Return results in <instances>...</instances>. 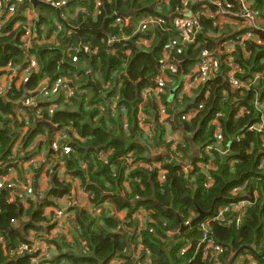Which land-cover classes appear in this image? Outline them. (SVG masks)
<instances>
[{"label": "trees", "instance_id": "obj_1", "mask_svg": "<svg viewBox=\"0 0 264 264\" xmlns=\"http://www.w3.org/2000/svg\"><path fill=\"white\" fill-rule=\"evenodd\" d=\"M215 1L222 2L230 12H241L237 0ZM253 1V10L264 20V0ZM92 2L82 3V12L73 19L65 12L63 18L55 9L40 6L44 16L34 31L38 30L39 39L48 27V34L46 29L43 36L45 43L27 47L23 13L6 23L0 34V78H9L11 69L26 67L31 57L37 63L20 87L12 82L9 92L0 93V174L8 166L13 168L14 162L32 160L44 144L49 146L53 140V147L60 143L71 148L68 154L61 149L55 153L59 167L49 175V199L38 197L42 205L31 201L26 207L25 201L17 197L10 202V192L0 190V235L5 237L7 247L31 244V231L36 232L37 240L42 239L45 209L51 208L50 221H54L57 202L69 197L71 184L76 182L88 193L91 210L69 208L73 229L51 241L58 249L52 264H111L113 259L124 264H214L202 257V247L198 250L199 245L203 246L199 224L185 235L180 234L181 227L201 212L214 209L209 218H215L228 205L239 203H245L239 227L231 221L211 223L210 233L226 250L221 263L231 264L234 253L246 247L248 250L239 256L253 253L258 264H264V128L261 133L248 132L251 125L261 122L255 101H264V81L253 89L234 90L223 75L228 73L223 64L221 73L199 87L193 99L180 96L176 87L184 75L194 71L202 53L218 51L231 28L221 30L219 17L205 15L219 10L211 4L203 8L195 0H103L97 14L95 0ZM185 7L200 15V29L191 34V42H186L174 25ZM118 16L123 19L120 24L116 22ZM148 18H154L155 24L150 23V28L139 33L141 21ZM262 28L252 33L262 44L248 40L243 47H235L233 56L244 71L241 80L253 81L255 74L264 75V23ZM240 33L248 31L236 34ZM113 39L116 41L110 45ZM148 42L149 48L145 47ZM168 42L174 45L167 51L174 65L165 70L162 61ZM58 81L62 86L54 99L41 101L37 108L18 106L29 93L38 92L43 82L52 89ZM203 92L208 93L207 98L200 96ZM115 103L116 108H112ZM54 104L57 108L50 113ZM201 104L204 109L198 110L193 119L182 120L186 106L191 110ZM240 107L247 109L243 116L237 115ZM162 109L172 131L182 133V144L176 151L180 162L175 152L168 151L167 157L151 156L152 148H160L157 137L167 146ZM219 113L221 117H217ZM141 118H145L143 127ZM218 128L223 140L216 145ZM146 130L151 139H145ZM62 134L64 139L60 140ZM40 138L45 141L36 143ZM209 145H214L211 152L206 151ZM101 150L107 152L108 164L98 158ZM200 155L204 165L214 166L211 170L199 166ZM129 156L131 166L126 162ZM183 165L191 166L192 171L186 173ZM59 168L64 169L63 176ZM161 172L165 173V181L161 180ZM208 176L212 177L210 187H206ZM119 212L128 214L125 221L117 217ZM226 217L230 220L232 214ZM12 220L17 223L14 225ZM122 228L125 231H119ZM148 228H154V233ZM139 245L143 251L136 258ZM186 247L188 251L181 254ZM35 257L11 258L0 248V264H32Z\"/></svg>", "mask_w": 264, "mask_h": 264}, {"label": "built area", "instance_id": "obj_2", "mask_svg": "<svg viewBox=\"0 0 264 264\" xmlns=\"http://www.w3.org/2000/svg\"><path fill=\"white\" fill-rule=\"evenodd\" d=\"M28 1L30 0H7V3H6L7 8L5 10L6 16L2 17L3 14L0 13V34L2 33L4 25L9 22V19H11L17 14L18 5L24 6ZM41 1L43 3H48L51 6H54L55 9H61L67 3V0H41ZM169 1L170 0H161V3H168ZM195 1H197V3H201L203 8H207L208 4L215 6L219 10L217 14L211 15L207 13L205 15H207L211 19H214L213 17H215V19L219 17L217 21H218V25L221 27V30H223L225 26H229L231 28V32L225 35L224 41H223L224 43H222L218 51L213 52V53H208V52L202 53L199 61L196 64V68L194 69V71H192L188 75H184L181 78L178 85L176 86V87H179L180 89V93H181L180 96L192 95L194 91H196L199 87L206 86L207 83H209L212 79H214L217 75L221 73V67L223 64H225L228 67V73L223 72V75H225L230 87L234 90L253 89V87H255L258 82L264 81V75L261 73L255 74L253 81L251 79H249V81L241 80L239 76L242 75L244 71L242 67L240 66V64H238L235 61V58L233 56L236 45H241L243 47L245 41L251 40L257 44H262V43H259L258 41V35L254 36L252 34L253 32L263 30L262 27L264 23V20L260 17V15L256 11L253 10L254 1L253 0H237L241 7V12L239 13H233V12L226 10L224 8V4L220 1H215V0H195ZM102 7H103V0H95L96 14L100 13L99 11L101 10ZM185 8L186 9H184L183 13L181 12L182 16L174 19V25L177 28V30L183 34L184 40L186 42H191L192 41V39L190 38L191 34H195V29L197 30L200 29V26H199L200 15L191 14L192 12H189L187 7ZM1 9H2V4L0 0V10ZM23 17L24 19H26L25 23L22 25V28L25 31L23 39L27 43V46L30 47V43L34 36L33 31H34L35 25L38 20V15H36L34 12H31L30 9H24ZM116 22L120 24L123 22V19L120 16H118L116 18ZM150 23L155 24V19L148 18V19L141 21L140 26H139V33L140 32L144 33V31L150 28L149 27ZM246 29L248 31L247 34L245 35L241 33L236 34L241 31H245ZM59 30H61V27H59ZM46 41H47L46 39L42 38L41 40L37 39L36 43L41 44V43H45ZM115 41H116L115 39L111 40L110 45H112ZM172 46L174 45L171 42H168L165 45L166 54H165L164 60L162 61L163 69L165 70L172 69V65H174L172 61V57H169V54L167 53V51L171 49ZM83 50L86 53H88L89 51L87 48H84ZM222 55H226L227 57L225 56V58L221 60L220 57ZM28 62H29V65L23 68L25 69L23 76L31 73V71L35 67V59L33 57L30 58ZM179 63L180 62H178V65ZM11 70H12V74L10 75L9 79L15 80L16 78L19 77V70H13V69ZM3 78L4 77L0 78V93H2V91L5 88V85H3L2 83ZM162 81H165V80H162ZM167 82H171V80L169 79L167 80ZM159 90L160 89L156 90L154 93V96L156 98H158V94L160 93ZM149 93H152V90H150ZM200 96L207 98L208 93L206 92V94H204L203 92L201 93ZM115 101H117V99ZM18 105L20 107H36L37 108L38 101L34 94L29 93V96L26 99H23ZM255 107L261 112V122L259 123L257 122L251 125L248 128V132L261 133L264 128V101H260L257 99L255 101ZM56 108H57V105L54 104L50 108V113H53ZM112 108H116V103L113 105ZM203 109H204L203 104L199 105L198 109H191V110L188 109V112L190 113V115L188 112L185 113L182 116V120L188 121V120L193 119V116H195L199 111ZM121 112L124 114L126 113V110L124 108H121ZM245 113H247V109L245 107H240V110L237 115L243 116L245 115ZM25 116H26V113H25ZM221 116H222L221 113L217 114V117H221ZM160 118L163 124V128L165 130V144L169 146L170 154L171 152H175V159L176 161L180 162L181 159L178 158L176 151H177V147L180 146V144H182L181 142L182 136L172 131V126L167 121V114H166L165 109L161 110ZM144 120L145 118H141L142 127L145 125ZM216 123H218L217 119L213 121L214 125H216ZM124 125H125V128H128L127 122H125ZM217 127L219 126L217 125ZM74 134L77 135V132L75 131ZM145 136H146L145 138L146 140L152 138V135L149 133V130H146ZM61 139H64V134L60 136V140ZM215 140H216L215 141L216 145H219L223 140L220 128H218L215 133ZM236 141L239 142L240 138H237ZM59 144L60 143L56 144V146L58 147L56 151L61 149L65 154H68L71 152L70 146L68 145L59 146ZM213 148H214V145H209L206 148V151L211 152ZM158 154L159 153L156 152V156H159ZM201 157H202L201 155L198 157L199 166L201 168L205 167V169L207 167L209 170H211L214 166L206 165V164L205 166L202 163L203 158ZM98 158L101 161H103L105 164L109 163L108 155H107V152H105V150H101L99 152ZM126 162L128 165L131 166L133 163L132 158L130 156L127 157ZM183 167L186 173L192 171L191 166L183 165ZM261 168L264 169L263 164ZM160 171H163V168L160 167ZM160 176H161V180L165 181L166 179L165 173L161 172ZM211 185H212V177L208 176L207 181H206V187H210ZM7 189H9L10 191L16 190L17 186L15 185V183L9 182L5 178H0V190H7ZM15 195H17V198H19V200L25 201L24 196L22 194H15ZM79 197H85V191L82 188L79 190ZM39 199L48 200L49 198L45 197V195H40ZM9 200L10 202H13V197L12 196L9 197ZM62 200L63 201L61 202V204H58L56 206L55 214H54V221H52L51 224L53 225L56 231L62 232V233L64 232L66 234L68 229L71 227L70 220H71L72 214H70L69 208L76 206V203H73L69 198H65ZM244 207H245V203L228 205L222 211H220L219 214L215 218H207L199 224V231L202 233L201 243L203 244V246L199 245L198 250H200V248L202 247V257H204L205 259H210L214 264H222L220 259L222 256L225 255L226 250L215 241L214 237L210 233L211 223L214 221H218V222L229 224V222L231 221L233 224H235L236 227H239L241 224V214L243 213ZM227 213L232 214V218H230V220L226 217ZM233 218L234 220H231ZM12 223L15 225L17 222L15 220H12ZM191 223L192 221L191 222L187 221L186 225L190 226ZM145 228L146 227L140 228V230H144ZM148 230L150 233H154V228H151V229L148 228ZM119 231H125V229L122 228ZM29 241L31 242V244L23 243L15 248H8L5 237L0 235V248L6 253V255H8L11 258H16L19 256H24V255H32V256H36L33 259L34 264H52L53 255L51 251L54 252V247L49 246L41 242L40 240H37L36 237L34 236H32L31 238L29 237ZM188 249L189 247L183 248L181 250V254L186 253ZM142 251H143V247L139 245L137 249L136 258H140V253ZM245 258L249 260L251 263L254 259L252 254H248ZM244 264H248V263H244Z\"/></svg>", "mask_w": 264, "mask_h": 264}, {"label": "crops", "instance_id": "obj_3", "mask_svg": "<svg viewBox=\"0 0 264 264\" xmlns=\"http://www.w3.org/2000/svg\"><path fill=\"white\" fill-rule=\"evenodd\" d=\"M33 1H35V0L28 1L24 6L18 5V7H17L18 10H17L16 17H17V19L19 17H21L24 9H30L31 12H34L36 15H38V20H37V23L35 25V28H38V25L40 24V21L43 20V16H44V12L41 11L40 6H47V7L53 8V9H55V8H54V6H51L48 3H43L41 0H39L40 3H37V5L35 6ZM92 1L94 2V0H68L66 5L63 8L60 9V13L57 12V9H55V10L57 12V15H61L63 18H65L66 17L64 15V12H65L66 15H68L70 18L73 19V18H75L77 16V14L82 12L81 11L82 3L92 2ZM6 3H7V0H1L2 9L0 10V13L3 14L2 17L6 16V14H5V10L7 8L6 7ZM11 19H9V21ZM50 26L52 28V25H50ZM155 26H158V25H154L153 27H155ZM15 27L16 28L20 27L19 22H17L15 24ZM153 27H151V28H153ZM46 29H47V34H48V30H49L48 27H46ZM46 29H44L42 37L39 38L40 40L42 38H44L43 36L46 35ZM37 31H33V33H35V34H34V38L32 39V41L30 43V46H32L33 44H36L35 40L37 39V35H36ZM44 39H46V38H44ZM37 44H39V43H37ZM26 45H27V43H26ZM149 45H150V42L146 43L145 47L149 48ZM36 67H37V63H36V59H35V67H34V69ZM24 70L25 69H20L19 70V77L14 80L15 81V85H16L17 88L20 87L21 84H23L24 81H26L27 78L29 77V75H24L23 76ZM167 80L168 79H166V81ZM12 82H13V80H11V79H9L7 77H4L3 80H2L3 85H6L7 88L11 85ZM18 83H20V84H18ZM60 84H61V81H58L56 83V85H54L52 87V89H48V86H49L48 82H43L41 89H39L38 92H32L31 94H34L36 96L38 104H39V103H41V101L45 100V99H42V98L39 99V95H38L39 92L43 93L44 90H48V91H52L53 90V91L57 92V91H59V88L62 86ZM56 89H57V91H56ZM173 92H175V90H173ZM69 96L70 95H68L67 97H69ZM186 97L190 98V99H193L196 96L193 93L192 95H186ZM51 99H54V97L51 98ZM172 102H174V96L171 95L170 96V103H172ZM188 107H189V105L186 106V108L184 109L185 113L188 112ZM189 115H190V113H189ZM176 116H177V114H176ZM177 117H176V119H177ZM178 134L180 136H182V133L179 132V131H178ZM156 139L159 141V144H160L159 147L160 148L159 149L152 148L151 149V156L157 157L156 156V152L159 153L158 154L159 156H164V157L169 156L168 147L167 146L164 147V143L162 144L158 137ZM40 141H45V138H40L36 142L39 143ZM53 145H54V140L50 143L49 146H46L44 144L43 145L44 149L42 148V150H41L42 152L40 151L41 153L45 154L44 157L47 160L44 159V157L40 158V156L36 155V156L33 157L32 160L27 161V162L25 161V162H23L21 164L20 163H16V162H14L15 164L12 163L11 165L14 166L13 168L8 166V168H6L4 170V173L0 174V178H5L7 181L15 183V185L17 186L16 190H11L10 191L9 189H7V191L10 192V197L11 196L13 197V200L16 199V197H17V195H15V194H22L24 196V199H25L26 207L30 205L31 201H35L36 204H38V205H42L43 204L42 202H37L38 197H39L37 195L39 193V194L45 195V197H47V194L49 193V190L51 189V181H50V177H49L50 172H52V169L55 170L56 168L59 167V164L56 163L57 162V158H56L57 156H55V153H57V151L54 150ZM49 159H52L53 162H49ZM59 169H60L59 175L63 176L64 169L63 168H59ZM71 186H72V189H71L69 197H64L62 199L69 198L73 203H76V206L91 210V206H90V204L87 201L88 193L85 192V197H79V190L81 189V186L80 185H76V182H73L71 184ZM62 199H60L58 201L57 205L61 204V202L63 201ZM50 211H51V208H46L45 211H44V217L47 218V221H43V224H42L43 231L41 233L42 234V239H40V241L45 243V244H47V245H49V246H53L54 247V252L51 251V253L53 255V260H54L57 257V255H58V249H57V247L54 244L51 243V241L53 239H55L56 237H58L60 234H62V232L56 231L54 229L53 225L51 224L52 221H50V215H49ZM69 212H70V214L73 215V213L71 211H69ZM93 212H95V210H93L92 213ZM116 214H117V217L120 220H122V221H125L127 219V216H128V214L126 212H119V213H116ZM26 220H23V221L26 222ZM72 229H73V227H70L67 232H70ZM63 234L67 235V233L65 234L64 232H63ZM32 235H34V237H36V232L35 231H31L29 237H31ZM67 237H69V236H67ZM239 257L240 256L237 257V259H236L234 264H244V263L258 264V262L256 261L255 258L253 259V261L251 263L243 255H241L242 260L238 261ZM32 264H33V261H32ZM111 264H124V261H120L118 259H113Z\"/></svg>", "mask_w": 264, "mask_h": 264}, {"label": "water", "instance_id": "obj_4", "mask_svg": "<svg viewBox=\"0 0 264 264\" xmlns=\"http://www.w3.org/2000/svg\"><path fill=\"white\" fill-rule=\"evenodd\" d=\"M33 3H34L35 6H36L37 3H40V2H39V0H35V1H33ZM41 4H42V3H41ZM57 12L60 13V9H57ZM123 43H125V44H129L130 42H129V41H124ZM27 96H28V95H27ZM214 211H215V210L212 209V210H211L210 212H208V213H204V212L199 213V216L196 217V218L192 221V223H191L190 226H182V227H181L180 233L187 232V231L190 229V227H194V226L198 225L200 222H202L203 220H205V218L212 216V215L214 214ZM243 250H248V248H246V247H245V248H241L239 251H237V252H235V253L233 252V253H234V256H233V258H232L231 264H234V263H235L237 257L241 254V252H242Z\"/></svg>", "mask_w": 264, "mask_h": 264}, {"label": "rangeland", "instance_id": "obj_5", "mask_svg": "<svg viewBox=\"0 0 264 264\" xmlns=\"http://www.w3.org/2000/svg\"><path fill=\"white\" fill-rule=\"evenodd\" d=\"M13 82H15L14 80H13ZM18 84H20V83H18ZM10 87V86H9ZM9 87L7 88L6 87V85H5V88H4V91L7 93V92H9ZM56 91H57V89H56ZM38 95H39V99H51V98H53V97H56L57 96V92H55V91H48V90H44V92L43 93H41V92H39L38 93ZM47 139V138H46ZM37 143V142H36ZM35 145V144H34ZM58 149V147L57 146H55L54 147V150L56 151ZM16 151V150H15ZM44 155L45 154H43V153H41V152H37V156H40V158H43L44 157ZM44 159H46L45 157H44ZM47 160V159H46ZM49 162H53V160L52 159H49ZM48 164V163H47ZM182 235H185L186 234V232H183V233H181ZM32 236H34V235H32ZM31 236V237H32ZM30 237V238H31ZM259 250V252L261 253L262 252V248H259L258 249ZM248 254H244L243 256L244 257H246ZM240 260H242V257L240 256L239 258H238V261H240Z\"/></svg>", "mask_w": 264, "mask_h": 264}, {"label": "clouds", "instance_id": "obj_6", "mask_svg": "<svg viewBox=\"0 0 264 264\" xmlns=\"http://www.w3.org/2000/svg\"><path fill=\"white\" fill-rule=\"evenodd\" d=\"M32 58V57H31ZM34 59H35V57H33ZM29 65V64H28ZM28 75V74H27ZM60 86V85H59ZM29 95V94H28ZM19 106V105H18ZM207 218H209V217H207ZM207 218H205V219H207ZM200 224V223H199ZM185 226H187V225H185ZM251 253V252H250ZM251 254H253V253H251Z\"/></svg>", "mask_w": 264, "mask_h": 264}]
</instances>
